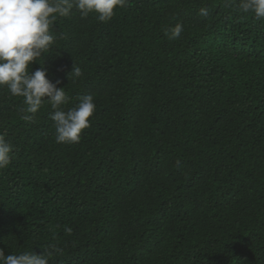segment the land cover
Masks as SVG:
<instances>
[{
	"label": "trees",
	"instance_id": "obj_1",
	"mask_svg": "<svg viewBox=\"0 0 264 264\" xmlns=\"http://www.w3.org/2000/svg\"><path fill=\"white\" fill-rule=\"evenodd\" d=\"M239 3L57 15L29 71L59 81L65 110L85 94L96 110L79 143L57 144L47 101L29 114L0 88V134L14 145L0 170L5 255L56 246L50 264H264V20Z\"/></svg>",
	"mask_w": 264,
	"mask_h": 264
},
{
	"label": "clouds",
	"instance_id": "obj_2",
	"mask_svg": "<svg viewBox=\"0 0 264 264\" xmlns=\"http://www.w3.org/2000/svg\"><path fill=\"white\" fill-rule=\"evenodd\" d=\"M127 0H0V88L6 87L12 96L23 98L26 112L35 114L47 101L52 112L57 144L79 143L81 133L90 126V118L96 110L93 94L81 96L79 102L65 110L69 103L64 87H58L48 79L47 69L41 67L30 72V65L38 61L55 42L51 26L59 16H68L73 9L80 12L81 18L95 14L100 22L110 21L115 10L123 7ZM239 9L243 13H253L257 19L264 20V0H240ZM199 15L208 17L207 7L199 9ZM184 32V25L177 23L166 35L178 39ZM73 77L82 76V70L73 63L70 71ZM69 76V74H68ZM25 121L31 115L21 117ZM14 145L0 134V170L12 162ZM179 165V161H177ZM73 229L66 227L71 234ZM43 254L32 251L5 255L0 249V264H50L51 257L62 249L51 246L43 249Z\"/></svg>",
	"mask_w": 264,
	"mask_h": 264
}]
</instances>
